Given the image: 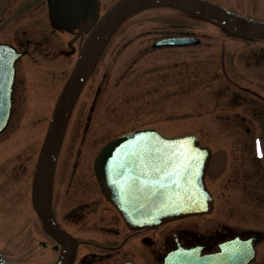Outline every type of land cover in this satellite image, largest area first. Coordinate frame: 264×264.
Here are the masks:
<instances>
[{
	"label": "rangeland",
	"instance_id": "obj_1",
	"mask_svg": "<svg viewBox=\"0 0 264 264\" xmlns=\"http://www.w3.org/2000/svg\"><path fill=\"white\" fill-rule=\"evenodd\" d=\"M34 1L0 0V41H12L15 36L24 42L28 36L21 40L18 34L40 17L45 18L40 32H45L50 17L36 12ZM211 1L264 19V0ZM103 3L102 12L113 1ZM59 35L56 42L65 47L64 54L56 58L27 55L20 60L19 75L23 80L27 77L28 89L11 126L0 137V247L12 264H52L58 256L33 207L31 185L51 108L80 48L79 29L70 34L61 29ZM72 35L78 38L73 45ZM174 36H195L202 42L153 47L155 41ZM257 52L264 53V40L184 8L152 3L130 13L103 45L74 107L56 164L58 210L67 207L69 182L73 186L69 198L76 200L89 190L98 194L93 164L111 139L155 128L169 137L194 134L212 148L206 182L216 199L215 210L194 218L221 217L235 229L246 226L264 231V191L256 198L249 189L259 180L264 183V158L254 145L259 138L264 152V120L254 118L256 101L244 90L250 87L264 95V55L258 57L257 65ZM241 166L246 168V182L241 179ZM97 197L100 203L94 206L93 217L104 219L99 226L86 222L84 230H100L111 223L120 234L126 233L115 208L100 195L93 199ZM95 233L94 238L104 243L116 239L118 244L123 236ZM125 257L118 254L97 264H123ZM262 261L264 242L254 264Z\"/></svg>",
	"mask_w": 264,
	"mask_h": 264
},
{
	"label": "water",
	"instance_id": "obj_2",
	"mask_svg": "<svg viewBox=\"0 0 264 264\" xmlns=\"http://www.w3.org/2000/svg\"><path fill=\"white\" fill-rule=\"evenodd\" d=\"M85 1L53 0V4L61 10L66 4L71 7L87 4ZM151 3L185 8L237 30L264 38V20L240 15L207 0L117 2L98 22L80 51L76 66L56 104L37 163L34 180L36 209L44 226L60 241L64 242L65 232L56 225L52 215V182L58 147L72 107L90 67L113 30L131 11ZM197 42H200V39L177 37L159 40L154 46H187ZM4 49L0 47V104L3 106H0V131L6 125L10 114L14 76V59L4 55ZM181 146H186L193 156L199 158L198 165L187 164L181 155ZM211 153L210 147L202 146L196 135L168 138L155 129L148 128L122 135L112 141L102 151L98 168L104 190L127 223L132 226L153 227L170 220L213 211L214 198L204 181ZM261 234L257 232L258 236ZM258 238L232 242L225 252V257L222 255L216 259L217 263L250 264L256 257L254 243ZM65 254L66 252L63 256ZM67 257L59 264H65ZM0 264H9L1 251ZM185 264L199 263L190 261Z\"/></svg>",
	"mask_w": 264,
	"mask_h": 264
},
{
	"label": "flooded vegetation",
	"instance_id": "obj_3",
	"mask_svg": "<svg viewBox=\"0 0 264 264\" xmlns=\"http://www.w3.org/2000/svg\"><path fill=\"white\" fill-rule=\"evenodd\" d=\"M112 1L113 3L102 12L101 2H104L103 5H105V3ZM116 1L118 0H86L85 2H87V4H77L71 7L66 4V7L62 8L61 10H58L54 6L53 0L34 1L33 9L38 10L36 12L44 14V16L50 17V25H45V28H47L45 29V32L43 34H41L40 32V30L42 29V21L45 19L44 17H40L33 19V21L28 26L22 29V33L18 34L21 40L23 35L28 36L27 38H23L25 39L24 42L20 41L15 36H13L12 41H0V44H9L18 53L22 54L15 63L16 74L12 91L11 117L7 128L0 134V137L4 135L11 126L10 124L15 113L17 112V108L21 107L23 91L26 92L28 89L29 84L27 85L26 83V81L28 82L27 77L23 80L19 75L20 60L27 55H32L33 57H35L36 55L40 56L43 54H47L49 57L56 58L59 54H64L66 52L65 47L61 48L56 42V40H58V35L61 29L68 34H70L71 31H74L75 29H79L80 38L79 40L77 38V44L79 45V47H81L84 38H86L91 32L98 19ZM59 36L61 37V35ZM62 38L64 41V37ZM73 38L74 36L71 39ZM77 40L75 37L73 41H71V45H73V42L75 43ZM263 55L264 53L259 54L258 52L254 55L257 59V62H255L257 65H260V60L263 59ZM258 57H260L261 59H258ZM244 90L246 92H250L252 94V97L256 101L253 102V106H256L254 118L260 121L264 120V95L256 90H252L250 87H245ZM98 94L99 91H97V95ZM256 103L257 105H255ZM244 120L246 119L244 118ZM93 165L95 167V184L98 190V194H94L93 191L89 190L87 191V195L81 194L76 197V200L69 198L70 190L73 188V186H71L69 182L68 185L70 187V190L67 191L68 197H66V202H64V206L66 205L67 207L60 210H58L57 208L58 202L55 191L57 180L55 171L53 212L54 216L61 224V226L74 238L73 241L67 245L69 249H76L75 257L71 264H97L102 258L111 259L112 257H116L118 254L126 256L125 258L127 259H124L123 264H162L165 261V258L171 254H174V256L178 257H183V255L191 254L192 258H196L197 260H199L201 258L211 256L220 252L221 246L230 240L238 237L242 239L250 238L256 236L255 232L257 230H260L263 232V234L259 236L260 240L256 244L257 257L254 263H257L259 256V247L264 242V231L256 228H248L244 225H242L244 227L235 229L234 227H231L230 221L228 219L221 217H215L211 219L188 217L163 224L155 229H148L146 227L131 228L121 217L120 219L122 222V228L126 231V233L124 234H120L121 230L114 228L111 223L102 225V230H97L96 228H89L88 230H84L83 227L86 224H90L91 226H99V222L103 221L104 219L102 217H93V215H96V208L94 206L100 203V199H98V197L96 199H93L95 195H100V197L103 198L105 202L113 206L112 203H110V201L106 198L102 190L100 178L96 169V163ZM240 170V173L243 174L241 175V179L246 182V168H244L243 166ZM260 183L261 181L259 180V183L256 186H250L249 189L251 191L258 189L257 186H259ZM82 185L84 187L85 183H82ZM88 187L89 183L87 185V188ZM259 187L260 192H262V189H264V184L261 183ZM33 207L36 211L34 202ZM39 222L51 245V249H53L55 253L58 254L56 260L52 263L56 264L62 257L65 246L45 229L40 219ZM107 225H111L112 227ZM101 231L105 234H114V236H117V238H120L122 235L123 236L118 244L115 243L116 239L113 242L104 243L98 239H95L93 236L96 234L95 232ZM5 255L7 256L6 253ZM9 261L11 262L10 259ZM261 264H264V261H262Z\"/></svg>",
	"mask_w": 264,
	"mask_h": 264
},
{
	"label": "snow or ice",
	"instance_id": "obj_4",
	"mask_svg": "<svg viewBox=\"0 0 264 264\" xmlns=\"http://www.w3.org/2000/svg\"><path fill=\"white\" fill-rule=\"evenodd\" d=\"M181 147L183 149L181 155H183V158L185 159L187 164L188 165H192V164H197L198 165L199 158L193 156L191 150L187 149L186 146H181ZM256 150H257V154L260 155L262 158H264V152L261 151L259 141L256 142Z\"/></svg>",
	"mask_w": 264,
	"mask_h": 264
},
{
	"label": "trees",
	"instance_id": "obj_5",
	"mask_svg": "<svg viewBox=\"0 0 264 264\" xmlns=\"http://www.w3.org/2000/svg\"><path fill=\"white\" fill-rule=\"evenodd\" d=\"M259 191H260V189H259ZM262 191H264V189H262Z\"/></svg>",
	"mask_w": 264,
	"mask_h": 264
},
{
	"label": "bare ground",
	"instance_id": "obj_6",
	"mask_svg": "<svg viewBox=\"0 0 264 264\" xmlns=\"http://www.w3.org/2000/svg\"><path fill=\"white\" fill-rule=\"evenodd\" d=\"M222 24V23H221ZM224 25V24H223Z\"/></svg>",
	"mask_w": 264,
	"mask_h": 264
}]
</instances>
